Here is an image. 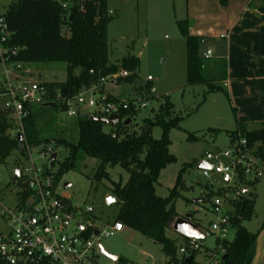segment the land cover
<instances>
[{
	"label": "trees",
	"instance_id": "trees-1",
	"mask_svg": "<svg viewBox=\"0 0 264 264\" xmlns=\"http://www.w3.org/2000/svg\"><path fill=\"white\" fill-rule=\"evenodd\" d=\"M226 6L228 0H220ZM260 11L264 13V0ZM70 14L59 0H13L4 18L11 33L9 45L17 49L10 53L12 63H65L67 78L64 82L42 83L46 97L42 104L32 108L23 122L24 141L19 142L17 123L4 110L0 113V162H4L14 151L24 154L27 145L32 147L55 144L68 151L67 159L60 165L57 181L69 171L77 169L81 160H97L99 166L94 174L98 182L107 181L110 192L121 208L115 221L126 228L142 234L160 245L168 259H176L177 241L168 237L167 230L173 218L179 217L175 201L180 196L182 168L175 187L167 198L157 194L161 173L177 158L170 151V134L178 129L182 118L175 114L170 98L163 99L152 119H145L135 130L133 120L137 111L133 105L120 113L122 118L132 120L128 127L121 125L105 132L102 118L79 116L65 125H59L57 110H64L63 101L78 95L101 77L116 74L121 70L133 74V81L140 61L135 56H126L119 63L109 59L108 26L112 17L108 14V0H72ZM72 16V18H71ZM187 46V84H208L203 70L204 62L199 54L200 39L189 34L187 21L178 23ZM93 72V73H92ZM214 89V88H213ZM0 85V96L4 94ZM162 131L160 139L153 136L154 128ZM115 136V137H114ZM231 143L244 138L248 146H257L256 154L264 160V127L247 131L242 137L230 135ZM192 137H189L191 140ZM121 167L129 176L126 183L111 179L108 169ZM207 194V199L214 196ZM255 198L245 199L238 204L230 225L236 231L233 241L224 240L226 254L220 264H252L256 256L258 233L250 232L243 222L255 216ZM188 262L193 264L195 255ZM121 261V259H119Z\"/></svg>",
	"mask_w": 264,
	"mask_h": 264
},
{
	"label": "rangeland",
	"instance_id": "rangeland-1",
	"mask_svg": "<svg viewBox=\"0 0 264 264\" xmlns=\"http://www.w3.org/2000/svg\"><path fill=\"white\" fill-rule=\"evenodd\" d=\"M13 0H0V15H4ZM70 14L72 0H59ZM183 2L175 0H108V14L113 19L108 26L109 59L111 63H119L126 56H138L140 66L133 81L122 80L115 84L108 83L105 88L108 93L123 101L136 104L137 116L133 120V127L138 130L145 119H152L158 111L163 95H169L175 106V114L182 118L178 129L171 131L170 151L176 156L177 162L169 165L161 173L157 194L167 198L175 187L179 172L186 168L182 176L183 185L179 189L180 196L175 201V208L179 217L193 214V222L200 230L208 235L204 247L195 256V264H215L219 259L223 246V236L212 231V224L217 217L212 212V199H207L210 183L202 176L198 169L200 162L210 152L227 150L230 140L227 133L209 130L213 125L216 114H221L226 99L221 93L207 97V105L197 112L203 104L204 86H186V48L185 39L181 34L177 20H183ZM10 71L8 79L14 85L30 87L35 83L64 82L67 78V64L65 63H28L22 64L20 69L8 65ZM133 76V74L131 75ZM148 77L152 80L149 81ZM7 79L6 67L0 64V82ZM10 101L7 96H0V113L6 109ZM36 107V106H35ZM59 125L69 123L72 118L57 110ZM124 120L117 126L105 125L104 131L109 132L123 125ZM162 131L154 128L153 136L160 139ZM189 137H192L189 140ZM58 154L54 170L67 159L68 151L64 147L52 144ZM22 154L14 151L4 162H0V192L5 193L6 205H14L15 193L18 189L13 182V175L23 166ZM261 177L255 188L256 215L251 221L243 222V226L250 232L258 233L264 228V164L258 160ZM99 162L87 158L81 160L77 169L65 173L59 179V191L70 197L73 206L84 210L87 206L94 208L92 219L99 227L115 221L121 205L116 200L107 203L111 195L110 184L107 181L98 182L94 179ZM108 172L113 181L126 183L129 176L121 167L109 168ZM65 184H71L67 190ZM217 187L212 189L215 191ZM176 217V218H179ZM81 220V218H77ZM69 229H73L71 224ZM8 229L4 218L0 217V233ZM236 231L231 229L227 241H233ZM169 238L177 241L178 247L184 244V237L171 227L167 230ZM104 248L121 261L114 262L99 255L98 264H167L168 259L160 245L146 238L130 228L123 232L102 240ZM217 254L218 257H217ZM214 257V258H213ZM213 258V259H212Z\"/></svg>",
	"mask_w": 264,
	"mask_h": 264
},
{
	"label": "built area",
	"instance_id": "built-area-1",
	"mask_svg": "<svg viewBox=\"0 0 264 264\" xmlns=\"http://www.w3.org/2000/svg\"><path fill=\"white\" fill-rule=\"evenodd\" d=\"M10 36L4 15H0V64L6 67L7 75V79L0 82L6 90L1 96L10 99L5 110L17 123L18 132L15 134L23 135L24 120L32 108L43 103L46 90L42 83L22 87L8 79L10 71L7 66L20 69L22 65L10 60V53L17 52L9 45ZM211 54L209 51L203 57L209 58ZM131 75L129 71L121 70L101 77L78 95L65 99L63 112L72 119L79 116L107 119L119 115V124L123 120L125 122L127 118H122L120 113L128 110L130 105L136 110V104L112 97L105 86ZM148 80L152 78L148 77ZM256 151V146L249 147L247 140L241 138L230 143L227 150L208 153L202 161L212 166V169L200 170L210 183L209 193L215 194L211 202L217 221L212 224V231L221 234L223 240L233 229L230 220L238 204L252 198L253 189L261 177ZM54 154L56 151L52 145L32 147L26 144L23 166L13 175V182L18 187L13 199L15 204L7 206L5 193L0 192V217L8 224V229L0 233V264H98V256L103 255L99 244L104 238L122 233L125 228L119 221L99 227L98 222L92 219L93 207L87 206L82 210L71 204L70 197L59 191L58 171L54 170L57 160L51 165ZM214 186L217 187L215 191L212 189ZM71 224L73 229L68 228ZM203 247L202 240L184 237V244L178 247V255L171 264L192 260L193 254L197 255ZM218 253L220 257L215 264L221 263L225 248L222 247ZM219 254L216 253L217 257Z\"/></svg>",
	"mask_w": 264,
	"mask_h": 264
},
{
	"label": "crops",
	"instance_id": "crops-1",
	"mask_svg": "<svg viewBox=\"0 0 264 264\" xmlns=\"http://www.w3.org/2000/svg\"><path fill=\"white\" fill-rule=\"evenodd\" d=\"M176 1L184 4L182 21H187L189 34L200 39L199 54L204 62L203 74L209 82L197 85L205 87L203 104L199 105L197 112L207 105V97L212 94L221 93L226 99L222 113L216 114L209 130L227 133L231 143L232 133L237 132L239 137H242L247 131L263 128L264 13L260 11L262 1L228 0L226 6H223L220 0ZM180 21L177 20V24ZM185 48L186 86H189L186 39ZM209 51L212 52L211 56L204 58L203 55ZM141 55L142 53L135 57L140 61ZM166 97L171 100L167 94L163 95L162 101ZM262 162L264 164V160ZM252 197L256 200L254 192ZM258 234L256 256L252 264H264V228Z\"/></svg>",
	"mask_w": 264,
	"mask_h": 264
},
{
	"label": "water",
	"instance_id": "water-1",
	"mask_svg": "<svg viewBox=\"0 0 264 264\" xmlns=\"http://www.w3.org/2000/svg\"><path fill=\"white\" fill-rule=\"evenodd\" d=\"M72 18V16H71ZM102 123H104L105 125H111V126H117L120 123V117L119 115H112L107 119H101ZM132 124V120L131 119H127L124 123L123 126H130ZM18 141L19 142H23L24 141V137L21 133H19L17 135ZM57 160V154H54L52 157V164L53 165ZM198 169H212V166L202 162L200 166H198ZM18 174V172H17ZM71 187V184H65L64 189L67 190ZM116 201V198L111 194L107 197V203L110 205L112 203H114ZM194 216L193 214H188L184 217H179V218H173L169 224V227L173 228L174 231L176 233H178L179 235L183 236V237H187V238H195L198 240H202L204 241L205 239L208 238V235L203 233L199 226L196 225L193 222ZM96 234L98 235V231H96ZM99 248H100V252L103 254V256L109 258L110 260L117 262L118 261V257L114 256L112 254H110L109 252H107V250L104 248V246L102 244H99ZM190 260H188L189 262Z\"/></svg>",
	"mask_w": 264,
	"mask_h": 264
}]
</instances>
